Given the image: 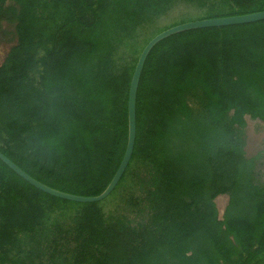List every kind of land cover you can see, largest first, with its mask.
I'll return each instance as SVG.
<instances>
[{
  "label": "trees",
  "instance_id": "obj_1",
  "mask_svg": "<svg viewBox=\"0 0 264 264\" xmlns=\"http://www.w3.org/2000/svg\"><path fill=\"white\" fill-rule=\"evenodd\" d=\"M263 10L264 0H0L17 36L0 64V152L49 187L100 194L125 152L144 46L178 24ZM246 116L264 121V20L161 40L139 82L132 156L106 199L48 195L0 160V264H264V150L247 156Z\"/></svg>",
  "mask_w": 264,
  "mask_h": 264
},
{
  "label": "water",
  "instance_id": "obj_2",
  "mask_svg": "<svg viewBox=\"0 0 264 264\" xmlns=\"http://www.w3.org/2000/svg\"><path fill=\"white\" fill-rule=\"evenodd\" d=\"M264 20V10L241 14V15H233V16H226V17H218V18H209V19H200L185 22L182 24H178L176 26L170 27L157 35H155L142 49L139 57L137 59L131 80L129 85L128 91V103H127V113H128V135H127V143L124 155L121 159V162L115 171L112 179L106 186V188L96 196H80L74 195L70 193H66L52 187H49L42 182L38 181L37 179L30 176L26 173L23 169H21L17 164H15L12 160H10L7 156H5L2 152H0V160L10 168L16 175L22 178L31 186L35 187L36 189L68 201L73 202H80V203H96L103 201L106 199L111 192L114 190L116 185L118 184L119 180L121 179L129 161L133 153L135 139H136V99H137V91L138 86L142 74V70L146 61V58L152 48L161 40L174 35L176 33H180L187 30L193 29H200V28H210V27H222V26H230V25H240V24H247L252 22H257Z\"/></svg>",
  "mask_w": 264,
  "mask_h": 264
},
{
  "label": "rangeland",
  "instance_id": "obj_3",
  "mask_svg": "<svg viewBox=\"0 0 264 264\" xmlns=\"http://www.w3.org/2000/svg\"><path fill=\"white\" fill-rule=\"evenodd\" d=\"M9 6L16 5L12 2H7ZM185 10H177L169 17L168 21L176 19L180 16V12L184 13ZM8 16V15H7ZM168 17L165 19L167 20ZM164 20V21H165ZM17 43V36L15 32V22L6 18L0 20V64L4 61L9 49ZM245 151L247 156H254L260 151L264 150V121L259 119H252L249 116L245 117ZM260 169L264 177V160L260 164ZM228 197L225 194L218 195L215 198V203L218 209L219 217H222L224 208L227 204Z\"/></svg>",
  "mask_w": 264,
  "mask_h": 264
}]
</instances>
